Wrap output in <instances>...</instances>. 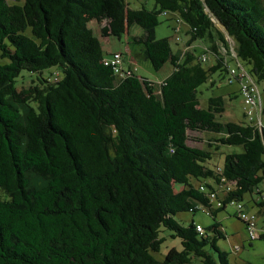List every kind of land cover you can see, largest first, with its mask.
I'll return each mask as SVG.
<instances>
[{
  "label": "trees",
  "instance_id": "1",
  "mask_svg": "<svg viewBox=\"0 0 264 264\" xmlns=\"http://www.w3.org/2000/svg\"><path fill=\"white\" fill-rule=\"evenodd\" d=\"M145 1L0 0V264H230L217 212L230 200L244 208L246 193L264 210V127L219 120L224 97L199 89L227 82L225 34L234 59L264 81V0ZM162 12L176 32L186 26L177 51L155 36ZM91 20L169 73L153 80L123 62L115 71L117 50H104ZM22 73L34 77L18 89ZM197 131L210 133L204 146L189 143ZM199 209L211 225L176 218ZM168 238L180 247L160 257Z\"/></svg>",
  "mask_w": 264,
  "mask_h": 264
},
{
  "label": "rangeland",
  "instance_id": "2",
  "mask_svg": "<svg viewBox=\"0 0 264 264\" xmlns=\"http://www.w3.org/2000/svg\"><path fill=\"white\" fill-rule=\"evenodd\" d=\"M131 6L137 7L139 6V2L142 0H129ZM146 8L151 9L154 7L153 0H146L144 2ZM159 23L155 26V36L156 38H168L170 46L173 51H177L179 47H183V43L187 40L188 35L185 33L186 26L183 24L181 25V30L176 32L174 27L177 26L179 23L177 22L175 15L171 12H162L158 15ZM90 26L94 30L95 34L98 36L99 40L101 41L102 47L105 49L110 50H119L123 51L122 62L123 68L127 69L128 67L133 68L135 72L142 77H146L149 79L157 80L162 79L165 77L169 70L171 69V65L169 63L164 64V66L159 69L155 70L153 66L150 64L149 61L137 57L135 52L133 53L131 50L127 49V42L130 41L131 38L129 35H124L122 38L118 39L115 37L108 28L107 21L103 20L102 22H97L96 20L90 21ZM217 26L223 31V28L217 24ZM29 33V30L27 31ZM132 34H139L140 30L136 27L131 29ZM127 37V38H126ZM225 39L229 43V47H231L232 40L225 34ZM198 44L202 45H209L210 42L208 41H199ZM227 51H228V46ZM127 49V50H126ZM200 49V47H198ZM107 50V51H108ZM229 64L233 65L232 59H228ZM0 62L5 63L8 62V59L0 57ZM214 62L213 55H210L207 62L203 63L204 65H209ZM52 67L50 70H53ZM49 71H44V76H50V79L54 78V75L57 73L56 70L53 71V74L50 75ZM213 77L217 78L216 73L212 75ZM34 75L31 73H22L20 78L17 80V88H28L32 85V78ZM237 82V81H236ZM238 83V82H237ZM258 84V90L260 94V100L262 105L264 106V81H261ZM208 81L200 86V90H202V94L204 97H209L210 95H222L224 97L225 105L227 106L228 110H226L222 116L219 117V120H239L241 118V105L239 98L228 99L227 92L230 89L235 88V84L227 83L225 81L218 82L217 85L208 87ZM201 104H205L204 99L201 100ZM235 110L233 113L230 108ZM260 124L264 127V111L260 112ZM192 139L189 140V143L196 146H204L206 141L210 138V133L206 132H192L191 133ZM209 141V140H208ZM239 151L241 148L236 147ZM225 150V149H224ZM231 148L226 149L225 151H230ZM222 159L218 160L219 164H222ZM29 176H31L32 180L35 179L34 173L30 172ZM254 197H257V194H254ZM244 203V210L247 211L248 208L251 212H254L257 215V223L258 225L264 224V216L258 213L259 206L255 205L251 200V196L249 193H246L243 198ZM176 218L186 223L187 221H191L194 219L198 223L202 224L203 226L207 227L211 225L214 221L213 217L207 213L206 211L199 209L197 211H184L179 212L176 215ZM216 221H219L223 230L226 233L225 238H221L218 240V245L229 252L228 259L230 264H264V238H255L250 239L245 222L236 215L235 208L233 206H227L225 209L220 210L217 212ZM176 245L178 248L179 240L178 238H168L164 245L162 246V253L158 254L160 257L167 251V246L169 245Z\"/></svg>",
  "mask_w": 264,
  "mask_h": 264
},
{
  "label": "built area",
  "instance_id": "3",
  "mask_svg": "<svg viewBox=\"0 0 264 264\" xmlns=\"http://www.w3.org/2000/svg\"><path fill=\"white\" fill-rule=\"evenodd\" d=\"M179 27L180 24L175 26L176 30L179 29ZM205 58L206 56L203 55L202 59ZM121 60L122 54L119 51L112 53L110 62L114 65L115 71H119V69L121 68ZM226 81L227 83H230L231 81L238 82L244 117L247 121L252 122L259 128H261L259 118V113L262 112L260 94L256 82L250 76L247 69H245L244 66L240 65L236 60V65L229 68V75ZM230 188L231 186L229 184H226V189L229 190ZM213 195L214 194L212 193L211 196ZM230 205L235 208L236 214L241 216L246 221V229L250 239H255L258 237L260 232H264V225L258 229L255 215L250 214L248 211H245L241 202L237 200H230ZM196 227L199 232H202V227L200 224H197Z\"/></svg>",
  "mask_w": 264,
  "mask_h": 264
},
{
  "label": "crops",
  "instance_id": "4",
  "mask_svg": "<svg viewBox=\"0 0 264 264\" xmlns=\"http://www.w3.org/2000/svg\"><path fill=\"white\" fill-rule=\"evenodd\" d=\"M194 45H198V44H196V42H193V43L190 45V47L192 48ZM196 48H198V46H197ZM219 48H220V50H222L221 52H222L224 55L227 54V55H225L226 57H231V58H232V62H233L234 64H233V65H230V64H229V66H230V67L235 66V65H236V60H235L234 57L232 56V51L230 50L231 47L228 49L229 52H227L226 49H225V48L223 47V45H221V44H220ZM224 52H226V53H224ZM211 64H212V63H211ZM209 65H210V64H209ZM234 84H235V88L230 89V90L227 92V96H230L231 98H239L240 105H241V113H242V115H241V118H239V120H237V121H241V120L245 119V117H244V113H243V105H242V100H241V96H240V92H239L238 83H237V82H234ZM257 86H258V84H257ZM260 102H261V100H260ZM261 104H262V102H261ZM226 110H228V108H227V106L225 105V111H226ZM230 110H232L233 113H235V110H234L232 107L230 108ZM263 111H264V106L262 105V112H263ZM229 120H233V119H229ZM261 215L264 216V210L261 211ZM263 220H264V219H263Z\"/></svg>",
  "mask_w": 264,
  "mask_h": 264
},
{
  "label": "bare ground",
  "instance_id": "5",
  "mask_svg": "<svg viewBox=\"0 0 264 264\" xmlns=\"http://www.w3.org/2000/svg\"><path fill=\"white\" fill-rule=\"evenodd\" d=\"M255 125V124H254Z\"/></svg>",
  "mask_w": 264,
  "mask_h": 264
}]
</instances>
